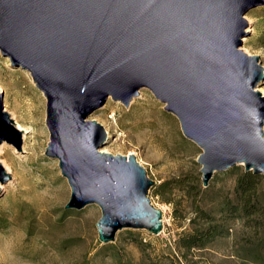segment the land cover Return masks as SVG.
<instances>
[{
    "label": "water",
    "instance_id": "water-1",
    "mask_svg": "<svg viewBox=\"0 0 264 264\" xmlns=\"http://www.w3.org/2000/svg\"><path fill=\"white\" fill-rule=\"evenodd\" d=\"M259 6L264 0H0V53L46 98L45 154L70 187L64 208L96 204L100 243L123 228L163 229L148 195L155 181L135 155L99 150L107 133L87 117L109 97L127 106L149 89L202 150L203 187L236 164L264 178V67L240 48L244 14ZM2 98L0 143L21 151Z\"/></svg>",
    "mask_w": 264,
    "mask_h": 264
},
{
    "label": "rangeland",
    "instance_id": "rangeland-1",
    "mask_svg": "<svg viewBox=\"0 0 264 264\" xmlns=\"http://www.w3.org/2000/svg\"><path fill=\"white\" fill-rule=\"evenodd\" d=\"M244 17L248 34L242 37L240 48L258 55L264 67L260 46L264 6L250 9ZM258 88L264 89V81ZM0 91L3 108L21 139V151L6 140L0 143V164L10 178L0 182V264H254L235 255L244 245L242 237L254 240V230L241 222H233L229 236L204 249L191 250L187 260L177 259L174 241L180 232L188 230L192 215L185 189L192 184L204 189L196 161L202 150L183 135L178 119L149 89H139L127 106L109 97L87 119L99 122L107 133L100 151L134 154L155 184L165 180L177 183L172 191L175 202H162L150 187V200L163 214L162 232L152 235L143 229L123 228L106 244L97 238L95 223L101 212L96 204L64 208L70 187L60 173L58 160L45 154L49 142L46 98L29 72L11 65L1 53ZM241 171H245L244 166L236 164L215 172L201 194L202 205L213 208L231 197ZM262 198L264 201V192ZM262 234L260 228L258 235ZM132 237L143 243L137 244Z\"/></svg>",
    "mask_w": 264,
    "mask_h": 264
},
{
    "label": "trees",
    "instance_id": "trees-1",
    "mask_svg": "<svg viewBox=\"0 0 264 264\" xmlns=\"http://www.w3.org/2000/svg\"><path fill=\"white\" fill-rule=\"evenodd\" d=\"M260 46L264 51V33L260 37ZM177 185L173 181L165 180L154 184L152 192L159 196L162 202L171 203L174 201L172 191ZM206 189L208 187L201 189L197 184L188 185L185 189V195L191 200L192 215L189 218L188 230L180 232L174 241L179 255L177 259L187 260L191 250L204 249L215 240L229 236L233 222H241L254 230V240L242 237L245 240L244 245L236 250L235 255L244 262L264 264L263 176L251 171H241L236 177L232 196L225 197L213 208L202 205L201 194ZM260 228L263 231L261 236L258 235ZM132 241L143 243L135 237H132Z\"/></svg>",
    "mask_w": 264,
    "mask_h": 264
},
{
    "label": "bare ground",
    "instance_id": "bare-ground-1",
    "mask_svg": "<svg viewBox=\"0 0 264 264\" xmlns=\"http://www.w3.org/2000/svg\"><path fill=\"white\" fill-rule=\"evenodd\" d=\"M245 41V40H244ZM257 89L262 93V94H264V89L263 88H258L257 87ZM21 126V125H20ZM21 130H22V128H21Z\"/></svg>",
    "mask_w": 264,
    "mask_h": 264
}]
</instances>
